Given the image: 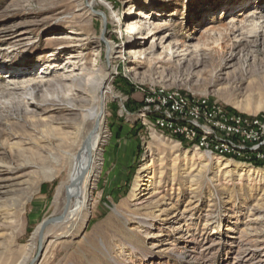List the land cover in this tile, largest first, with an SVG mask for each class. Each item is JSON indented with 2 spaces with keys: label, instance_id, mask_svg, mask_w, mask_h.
<instances>
[{
  "label": "rangeland",
  "instance_id": "rangeland-1",
  "mask_svg": "<svg viewBox=\"0 0 264 264\" xmlns=\"http://www.w3.org/2000/svg\"><path fill=\"white\" fill-rule=\"evenodd\" d=\"M90 1L0 0V264H264V173L249 171L264 166L198 149L146 100L164 88L264 120V35L241 43L230 30L264 0ZM128 20L157 33L140 38ZM248 22L264 25V13ZM98 69L113 92L90 212L73 230L49 225L32 263L39 226L67 198L69 165L49 174L43 157L59 158L63 132L76 131L53 103L73 74Z\"/></svg>",
  "mask_w": 264,
  "mask_h": 264
},
{
  "label": "bare ground",
  "instance_id": "bare-ground-1",
  "mask_svg": "<svg viewBox=\"0 0 264 264\" xmlns=\"http://www.w3.org/2000/svg\"><path fill=\"white\" fill-rule=\"evenodd\" d=\"M95 6V0H91L87 5L89 9H92ZM250 7H255L253 12L249 11ZM247 11H249L247 13L249 19L246 18L242 26L234 25L232 28H230V30L234 33H240L242 37L241 39L237 40L238 42H251V40L247 39V37L252 36L255 37L254 41H262L260 37L262 38L264 35V25H259V27H257L254 24H250L248 21H250V18L251 20L255 19V17H257V13H264V2L261 6H257V4L252 6L249 5V7L246 9V12ZM137 13L140 12H136V15ZM129 21L130 20L127 21V27L130 28V30H133L134 34H138V30L141 29L142 36L140 38H150L152 35L157 33L156 31H153L155 28L157 29V27H152L153 22L151 23V27L147 29L143 25L135 23L134 21ZM145 30H147V32H145ZM133 44L134 43H131L130 45ZM116 49L117 48L115 45L110 44L109 54L112 56L114 53H117ZM143 53L144 52H141V55ZM141 55L139 54L137 56L141 57ZM72 58L75 57L72 56ZM72 63L73 65H77L78 62L74 61ZM75 76L76 75L73 74L69 78V80H73L70 89L71 93L66 95L64 99H57V101L53 103V106H56L57 109L64 110L74 115L72 123L76 131H73L75 133L71 136L72 140L69 139V142H65V138L67 137H65L66 134L63 132V137L60 141L62 148L61 154L59 153V158L54 156L52 158L43 157L42 160L44 166L48 164L46 166L45 172L49 174H53L54 170H57L58 167V164H54L53 161L59 163L60 159H64L67 162L66 164H68L70 167L68 169L67 178L61 182L57 192V194L63 190L67 192V198L65 201L66 206L62 212L63 217L60 221L54 222L56 225L58 224L60 226H66L70 230H73L75 226L77 227V225L86 221L87 215L90 212L93 182L100 173L102 164V145L106 142L105 113L107 99L109 94L113 92L109 75L103 72L102 69L92 70L89 74H83L77 77ZM66 120L69 123L68 119ZM87 127H89V130H87V134L84 136L85 128ZM54 136L56 135L54 134ZM59 149L60 148L57 150ZM61 166L63 165L61 164ZM221 166L223 169H228L233 167V164L230 160H224ZM255 170L257 172L262 171L264 173V170L262 169L251 168L249 171ZM149 180L150 179L148 175H143L139 178L136 185L134 199L141 198L140 194L143 191V186L146 184L145 182ZM74 199L75 202L74 205H72V200L74 201ZM41 227L42 224L39 226L37 234H40Z\"/></svg>",
  "mask_w": 264,
  "mask_h": 264
},
{
  "label": "built area",
  "instance_id": "built-area-1",
  "mask_svg": "<svg viewBox=\"0 0 264 264\" xmlns=\"http://www.w3.org/2000/svg\"><path fill=\"white\" fill-rule=\"evenodd\" d=\"M158 125L207 153L264 162V120L244 118L207 100L164 88L148 93Z\"/></svg>",
  "mask_w": 264,
  "mask_h": 264
},
{
  "label": "water",
  "instance_id": "water-1",
  "mask_svg": "<svg viewBox=\"0 0 264 264\" xmlns=\"http://www.w3.org/2000/svg\"><path fill=\"white\" fill-rule=\"evenodd\" d=\"M62 217H63V214L59 215V216H56V217L48 218V219H46V220H44L42 222V227H41V231H40V234H39V241H40L39 250H38V253H37L36 257L33 259L32 263L37 262L41 258V255H42V252H43V249H44V241H43L44 230L50 224H52V223H54L56 221H60L62 219Z\"/></svg>",
  "mask_w": 264,
  "mask_h": 264
},
{
  "label": "trees",
  "instance_id": "trees-1",
  "mask_svg": "<svg viewBox=\"0 0 264 264\" xmlns=\"http://www.w3.org/2000/svg\"><path fill=\"white\" fill-rule=\"evenodd\" d=\"M255 165H257V166H261V167H262V166H264V162L256 161V162H255Z\"/></svg>",
  "mask_w": 264,
  "mask_h": 264
}]
</instances>
